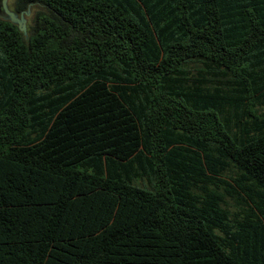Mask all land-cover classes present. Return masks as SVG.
Segmentation results:
<instances>
[{
  "label": "trees",
  "instance_id": "1",
  "mask_svg": "<svg viewBox=\"0 0 264 264\" xmlns=\"http://www.w3.org/2000/svg\"><path fill=\"white\" fill-rule=\"evenodd\" d=\"M31 4L27 38L0 18V264H264V0Z\"/></svg>",
  "mask_w": 264,
  "mask_h": 264
},
{
  "label": "rangeland",
  "instance_id": "2",
  "mask_svg": "<svg viewBox=\"0 0 264 264\" xmlns=\"http://www.w3.org/2000/svg\"><path fill=\"white\" fill-rule=\"evenodd\" d=\"M14 0H0V18L9 20L15 23L24 38H27L30 34L31 27L33 25V19L35 13L39 10L37 5L31 4L23 12H16L14 10ZM260 111L264 110V107H260ZM133 184L140 188H146L147 183L144 179H135ZM227 208L230 212L235 211L232 202H229Z\"/></svg>",
  "mask_w": 264,
  "mask_h": 264
}]
</instances>
